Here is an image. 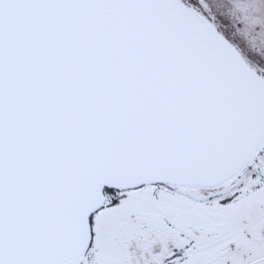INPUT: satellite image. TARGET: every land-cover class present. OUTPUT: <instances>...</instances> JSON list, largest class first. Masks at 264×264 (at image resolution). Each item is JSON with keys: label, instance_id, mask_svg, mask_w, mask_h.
<instances>
[{"label": "snow or ice", "instance_id": "6c2138e0", "mask_svg": "<svg viewBox=\"0 0 264 264\" xmlns=\"http://www.w3.org/2000/svg\"><path fill=\"white\" fill-rule=\"evenodd\" d=\"M0 264H264V0H0Z\"/></svg>", "mask_w": 264, "mask_h": 264}]
</instances>
